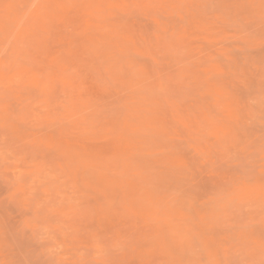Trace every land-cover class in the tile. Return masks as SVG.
I'll use <instances>...</instances> for the list:
<instances>
[{"label": "rangeland", "instance_id": "374dc122", "mask_svg": "<svg viewBox=\"0 0 264 264\" xmlns=\"http://www.w3.org/2000/svg\"><path fill=\"white\" fill-rule=\"evenodd\" d=\"M0 264H264V0H0Z\"/></svg>", "mask_w": 264, "mask_h": 264}]
</instances>
